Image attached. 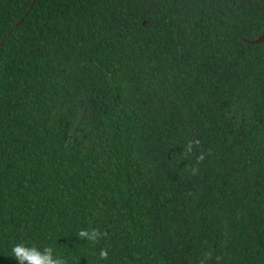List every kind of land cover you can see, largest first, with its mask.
Returning a JSON list of instances; mask_svg holds the SVG:
<instances>
[{
  "label": "trees",
  "instance_id": "1",
  "mask_svg": "<svg viewBox=\"0 0 264 264\" xmlns=\"http://www.w3.org/2000/svg\"><path fill=\"white\" fill-rule=\"evenodd\" d=\"M31 2L0 0V264H264L246 0Z\"/></svg>",
  "mask_w": 264,
  "mask_h": 264
},
{
  "label": "clouds",
  "instance_id": "2",
  "mask_svg": "<svg viewBox=\"0 0 264 264\" xmlns=\"http://www.w3.org/2000/svg\"><path fill=\"white\" fill-rule=\"evenodd\" d=\"M78 235L91 243H96L103 237V233L98 228L82 229ZM11 251L17 264H68L67 260L51 245L38 248L21 242L14 245ZM100 258L107 259L106 249L100 251Z\"/></svg>",
  "mask_w": 264,
  "mask_h": 264
},
{
  "label": "flooded vegetation",
  "instance_id": "3",
  "mask_svg": "<svg viewBox=\"0 0 264 264\" xmlns=\"http://www.w3.org/2000/svg\"><path fill=\"white\" fill-rule=\"evenodd\" d=\"M261 8L260 11L255 9L256 7ZM242 5H238L240 7ZM245 6L248 7L246 10L249 15V19L253 18V22L249 25V34L255 38L248 40L250 42L258 41V43L264 42V0H246ZM257 18H259V23L257 24Z\"/></svg>",
  "mask_w": 264,
  "mask_h": 264
},
{
  "label": "water",
  "instance_id": "4",
  "mask_svg": "<svg viewBox=\"0 0 264 264\" xmlns=\"http://www.w3.org/2000/svg\"><path fill=\"white\" fill-rule=\"evenodd\" d=\"M33 2H34V0H32V2H31V4H30L29 8L32 7ZM24 16H26V13H25ZM21 21H22V20H19L17 23H15L14 27H17ZM8 34H9V32L7 33V35H8ZM244 42H246V43H251V44H256V43H258V41H254V42L244 41ZM3 43H4V39L0 41V47L3 45Z\"/></svg>",
  "mask_w": 264,
  "mask_h": 264
}]
</instances>
